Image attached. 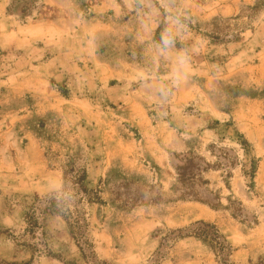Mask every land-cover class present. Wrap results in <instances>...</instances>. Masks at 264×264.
Wrapping results in <instances>:
<instances>
[{"label": "rangeland", "instance_id": "1", "mask_svg": "<svg viewBox=\"0 0 264 264\" xmlns=\"http://www.w3.org/2000/svg\"><path fill=\"white\" fill-rule=\"evenodd\" d=\"M168 29L175 45L161 53ZM178 53L188 71L173 85ZM187 153L205 162L217 209L175 192ZM82 171L98 198L83 204L94 264H154L158 252V264H219L170 237L196 221L216 225L233 264L263 258L264 0H0L1 260L30 259L22 244L41 230L32 239L28 208L74 194ZM42 231L87 264L61 219Z\"/></svg>", "mask_w": 264, "mask_h": 264}, {"label": "trees", "instance_id": "2", "mask_svg": "<svg viewBox=\"0 0 264 264\" xmlns=\"http://www.w3.org/2000/svg\"><path fill=\"white\" fill-rule=\"evenodd\" d=\"M30 6L36 4V0H26ZM26 6V5H25ZM181 163L176 166L175 192L183 200L199 202L205 204L211 209L219 207L220 199L211 191L205 189L207 183L203 180L202 174L205 172L206 164L197 156L190 153L180 155ZM86 173L82 171L74 180V194L52 195L43 201L40 207L31 206L26 212L27 228L32 233V239L35 238V230H41V237L37 244H22L31 257L25 262H6L0 259V264H32L34 257L38 254L45 258H50L63 262V264H75L67 262L58 253H55L48 244V238L42 231V224L48 218H59L63 221L66 229L75 243L82 260L88 264H94L95 254L89 241V224L83 208L84 202L92 203L98 198L91 195L93 191L84 184ZM174 240L191 237L207 245L215 254L219 264H233L231 256L233 254L232 246L213 223L205 221H196L186 228L174 230L170 233ZM168 238V236H166ZM166 239L164 243H166ZM163 243V244H164ZM154 264H158L163 258L158 252ZM105 264V263H102ZM255 264H264V257L259 259Z\"/></svg>", "mask_w": 264, "mask_h": 264}, {"label": "clouds", "instance_id": "3", "mask_svg": "<svg viewBox=\"0 0 264 264\" xmlns=\"http://www.w3.org/2000/svg\"><path fill=\"white\" fill-rule=\"evenodd\" d=\"M179 23L178 20L174 21ZM159 50L161 53H167L170 48L175 45L174 33L171 29L167 31H162L160 39L158 41ZM188 71V58L184 53H178L174 58V67L169 76L170 83L173 85H178L185 77ZM158 91L161 95L166 94L168 91L167 85H160Z\"/></svg>", "mask_w": 264, "mask_h": 264}]
</instances>
